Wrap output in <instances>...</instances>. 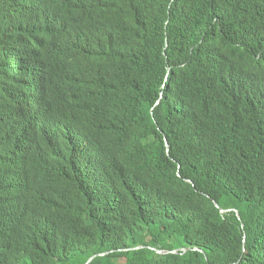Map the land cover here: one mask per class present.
Wrapping results in <instances>:
<instances>
[{
  "label": "trees",
  "instance_id": "16d2710c",
  "mask_svg": "<svg viewBox=\"0 0 264 264\" xmlns=\"http://www.w3.org/2000/svg\"><path fill=\"white\" fill-rule=\"evenodd\" d=\"M27 65L78 71L63 143ZM92 258L264 264V0H0V264Z\"/></svg>",
  "mask_w": 264,
  "mask_h": 264
},
{
  "label": "clouds",
  "instance_id": "9594fccd",
  "mask_svg": "<svg viewBox=\"0 0 264 264\" xmlns=\"http://www.w3.org/2000/svg\"><path fill=\"white\" fill-rule=\"evenodd\" d=\"M28 66L11 69V79L23 83L21 86V107L28 115L29 122L24 123L26 129L19 137V147H25L27 144L46 137L53 143L64 142L61 133L67 124V107L63 103V92L73 85L77 80L78 71L75 68L67 67L57 69L58 72H52L48 69H37L31 73L22 72L28 69ZM43 67V66H42ZM41 87L46 89V95L43 94ZM52 89L51 95L48 92ZM21 111L23 116L26 115Z\"/></svg>",
  "mask_w": 264,
  "mask_h": 264
},
{
  "label": "water",
  "instance_id": "95a60500",
  "mask_svg": "<svg viewBox=\"0 0 264 264\" xmlns=\"http://www.w3.org/2000/svg\"><path fill=\"white\" fill-rule=\"evenodd\" d=\"M161 253H163V254H167V253H169V252H161ZM93 259H94V258L90 259L89 262H88L87 264H89Z\"/></svg>",
  "mask_w": 264,
  "mask_h": 264
}]
</instances>
